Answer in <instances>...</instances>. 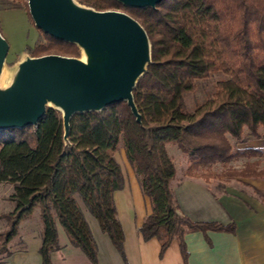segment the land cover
<instances>
[{"label":"trees","instance_id":"trees-1","mask_svg":"<svg viewBox=\"0 0 264 264\" xmlns=\"http://www.w3.org/2000/svg\"><path fill=\"white\" fill-rule=\"evenodd\" d=\"M76 2L100 12L126 13L146 31L151 63L133 90L141 122L121 102L101 112L75 114L67 141L62 114L52 108L36 126L0 131V184L14 189L9 197L13 211L0 216L9 225L2 245L15 239L19 224L38 209L43 225L42 264H52L51 253L59 249L57 222L71 244L98 264L85 208L126 262L125 235L114 200V194L125 187L115 157L122 146L152 207L139 229L142 238L158 240L161 258L177 240L188 264L186 234L201 232L209 241L208 232L234 234L236 225L194 222L179 213L172 188L176 167L167 145L176 144L188 157L190 178L264 179L261 160L240 171L197 173L233 159L264 158L258 149L234 152L232 143L262 137L264 0H164L155 9L128 8L116 0ZM18 8L11 0H0V11ZM80 52L76 45L45 34L29 49L34 58H80ZM215 73L227 80L218 84L213 98L188 113L184 96L196 90V81Z\"/></svg>","mask_w":264,"mask_h":264},{"label":"water","instance_id":"water-1","mask_svg":"<svg viewBox=\"0 0 264 264\" xmlns=\"http://www.w3.org/2000/svg\"><path fill=\"white\" fill-rule=\"evenodd\" d=\"M128 8L155 9L164 0H116ZM29 15L45 35L76 45L85 59L59 55L25 58L9 86L0 85V131L36 126L47 108L62 114L64 139L75 114L127 103L141 116L133 90L151 63L144 28L119 11L100 12L76 0H28ZM0 33V80L9 53Z\"/></svg>","mask_w":264,"mask_h":264},{"label":"crops","instance_id":"crops-1","mask_svg":"<svg viewBox=\"0 0 264 264\" xmlns=\"http://www.w3.org/2000/svg\"><path fill=\"white\" fill-rule=\"evenodd\" d=\"M260 132L262 137L248 141V145L264 152V128ZM124 179L125 187L114 194V200L125 235L126 262L108 235L102 232L98 221L83 208L96 244L98 264H184L177 240L161 258L158 240L142 238L139 229L152 212L151 203L136 177L130 181L126 176ZM177 179L175 177L172 182V188L181 215L194 222L236 225L234 234L208 232L209 241L201 232L186 234L188 264H264V179L235 178L237 184L224 183L216 189L201 178ZM34 214L39 217H33ZM42 230L40 212L36 209L31 217L19 224L18 235L13 240L20 245L0 264H42L39 253ZM57 230L59 249L51 253L52 264H93L82 250L71 244L59 222Z\"/></svg>","mask_w":264,"mask_h":264},{"label":"rangeland","instance_id":"rangeland-1","mask_svg":"<svg viewBox=\"0 0 264 264\" xmlns=\"http://www.w3.org/2000/svg\"><path fill=\"white\" fill-rule=\"evenodd\" d=\"M14 4L18 5V9L0 11V33L5 37L6 41L9 44V53L6 57L4 63L3 74L1 77L2 83L1 87L6 88L9 86L14 78V75L18 69L19 63H21L25 58L31 57L29 49H33L39 41L43 40V34L39 31L33 21L30 19L29 10H28V0H11ZM81 51V50H80ZM84 60L85 56L83 52H80V58ZM227 80V77L222 73H215L207 80L196 81V90L194 92L188 93L184 96V101L188 113H193L199 105H202L208 99L214 97L218 92V84ZM247 137V131L245 133ZM2 138H0L1 140ZM248 141H254V138H248L244 144H237L234 141V152L237 150H244L249 148ZM167 150L170 158L175 164L176 167V178L177 181L180 179H186L187 169L189 167L188 157L183 154L176 144L167 145ZM116 160L121 166V169L126 176V179L135 180V172L131 169L128 164L125 152L120 146L118 152L116 153ZM259 159V158H257ZM261 167H264V159L261 160ZM252 163V160H246L244 158L233 159L232 161L222 164L218 163L213 165L211 168L199 169L197 173L199 174H221L228 170H242L246 164ZM211 178L204 182L210 184L213 189H216L217 186L224 183L237 184L238 181H235V178L232 180H225ZM136 182V181H135ZM137 182L140 186V183L137 178ZM14 189L10 184H0V216L8 214L13 211L14 205L9 201V197L13 194ZM39 217V214H34L33 217ZM31 217V216H30ZM9 230V225L6 220L0 219V263L1 261L18 245L19 242L12 240L7 246L3 247L4 236ZM18 248V247H17Z\"/></svg>","mask_w":264,"mask_h":264},{"label":"bare ground","instance_id":"bare-ground-1","mask_svg":"<svg viewBox=\"0 0 264 264\" xmlns=\"http://www.w3.org/2000/svg\"><path fill=\"white\" fill-rule=\"evenodd\" d=\"M1 83H2V80H0V85H1Z\"/></svg>","mask_w":264,"mask_h":264}]
</instances>
